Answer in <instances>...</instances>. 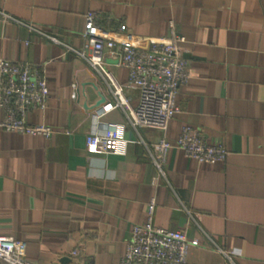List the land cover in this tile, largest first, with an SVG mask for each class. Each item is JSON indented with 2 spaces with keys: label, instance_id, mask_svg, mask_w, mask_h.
Segmentation results:
<instances>
[{
  "label": "crops",
  "instance_id": "crops-1",
  "mask_svg": "<svg viewBox=\"0 0 264 264\" xmlns=\"http://www.w3.org/2000/svg\"><path fill=\"white\" fill-rule=\"evenodd\" d=\"M89 11L113 32L126 25L144 47L174 21L186 37L189 79L167 138L198 128L225 146L222 162L172 148L164 178L153 183L150 145L161 132L130 126L124 155L85 150L98 102L113 100L74 52ZM0 58L36 66L48 86L46 107L30 109L27 121L50 126V139L0 128V235L24 241L27 260L119 264L132 225L155 198L153 224L184 232L187 264H264V0H0ZM106 61L126 84L127 70ZM124 93L135 105L137 90ZM102 121L125 115L110 110Z\"/></svg>",
  "mask_w": 264,
  "mask_h": 264
},
{
  "label": "built area",
  "instance_id": "built-area-1",
  "mask_svg": "<svg viewBox=\"0 0 264 264\" xmlns=\"http://www.w3.org/2000/svg\"><path fill=\"white\" fill-rule=\"evenodd\" d=\"M97 15L85 14L82 47L74 52L81 57L105 82L113 100L102 103L96 110L92 131L85 137V150L90 154L126 153L130 140L124 137L127 126L133 129L151 128L161 136L150 145V156L156 169L153 183L164 178V165L172 148L182 150L188 159L214 164L222 162L227 154L221 143L211 144L195 127L183 126L173 141L167 138L170 121L178 112L175 99L189 79L184 58L186 37L177 32L173 20H168V34L147 40L146 46L121 24L115 32L99 26ZM32 31L34 27L27 26ZM116 34V37L112 34ZM56 42V39L50 37ZM115 59L127 70L126 84H122L109 70L106 59ZM126 88L135 89V105L125 95ZM48 86L43 71L27 63L0 58V109L4 118L0 128L6 132L42 136L50 139L53 129L46 124L27 121L30 109H44ZM121 109L125 121H102L110 110ZM155 198L147 203L145 220L131 227V235L119 264H187L189 239L180 230H170L153 224ZM26 243L10 236L0 235V261L6 264H39L25 258ZM77 251H73L76 254ZM230 252L225 253L229 256Z\"/></svg>",
  "mask_w": 264,
  "mask_h": 264
},
{
  "label": "water",
  "instance_id": "water-1",
  "mask_svg": "<svg viewBox=\"0 0 264 264\" xmlns=\"http://www.w3.org/2000/svg\"><path fill=\"white\" fill-rule=\"evenodd\" d=\"M103 102H104V101H99V102H98L99 105H98V104H97V105L100 106Z\"/></svg>",
  "mask_w": 264,
  "mask_h": 264
}]
</instances>
